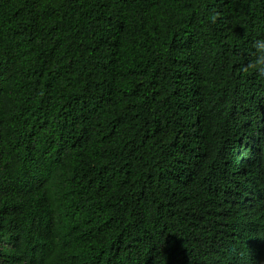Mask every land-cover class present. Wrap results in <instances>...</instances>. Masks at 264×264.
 Listing matches in <instances>:
<instances>
[{"label": "trees", "instance_id": "16d2710c", "mask_svg": "<svg viewBox=\"0 0 264 264\" xmlns=\"http://www.w3.org/2000/svg\"><path fill=\"white\" fill-rule=\"evenodd\" d=\"M259 38L264 0H0V264L226 240L264 173Z\"/></svg>", "mask_w": 264, "mask_h": 264}, {"label": "clouds", "instance_id": "9594fccd", "mask_svg": "<svg viewBox=\"0 0 264 264\" xmlns=\"http://www.w3.org/2000/svg\"><path fill=\"white\" fill-rule=\"evenodd\" d=\"M220 17L218 11L208 13L207 20L215 23ZM252 59L243 66L246 74H254L258 79L264 80V38L254 39ZM253 183L250 187L247 184ZM264 173H252L244 180V187L239 192V213H236L235 222H240L238 227L229 231L226 240L204 238L195 244H188L193 249L189 253L194 258L195 254L204 253L206 259L199 258L198 264H252L254 259L264 263ZM243 196V197H242ZM212 244L213 249L209 248ZM261 258V259H260ZM193 262L195 260H192Z\"/></svg>", "mask_w": 264, "mask_h": 264}, {"label": "rangeland", "instance_id": "374dc122", "mask_svg": "<svg viewBox=\"0 0 264 264\" xmlns=\"http://www.w3.org/2000/svg\"><path fill=\"white\" fill-rule=\"evenodd\" d=\"M240 225V222H235L234 223V226L235 227H238ZM201 257V254L200 253H198V254H195L194 255V258L191 256V259L192 260H195L194 262H195V264H198V262H199V258ZM206 258V257H205ZM257 259L258 258H256V259H254V261L252 262V264H264L263 262H261V263H258L257 262ZM261 259V258H260Z\"/></svg>", "mask_w": 264, "mask_h": 264}]
</instances>
